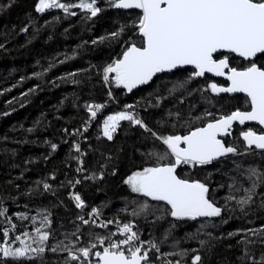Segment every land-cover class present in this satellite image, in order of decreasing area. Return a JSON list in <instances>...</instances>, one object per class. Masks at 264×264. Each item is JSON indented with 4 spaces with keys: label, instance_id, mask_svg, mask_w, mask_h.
<instances>
[{
    "label": "trees",
    "instance_id": "obj_1",
    "mask_svg": "<svg viewBox=\"0 0 264 264\" xmlns=\"http://www.w3.org/2000/svg\"><path fill=\"white\" fill-rule=\"evenodd\" d=\"M79 1L60 0L70 5ZM9 3L10 7L0 11V44H3L0 48V93H3L0 94V210L5 212L0 216V243L8 240L13 247H19L17 236L32 243L31 238L36 236L35 229L42 227L44 215H48L49 223L42 230L50 233L42 257L19 261L8 258L11 264H66V252L47 249L65 240V236L76 239L71 234L77 232V227V247L88 244L90 233L100 236L114 233L111 226L81 223L79 217L92 208L99 209L100 217L105 220L133 223L138 235L146 241H155L161 254L174 264L177 260L181 264H191V256L196 254L193 249L198 250L203 264H243L240 258L244 249L237 243L240 237H228L227 234L264 224V207L261 206L264 175L259 177L254 203L246 207V214L235 201L226 205V198L232 195L239 199L244 195L243 189L257 179L249 178L250 169L264 174V150L246 151V146L239 141L235 146L236 153L206 165L181 166L177 175L205 183L209 188L208 198L224 211L220 217L177 219L168 214L170 206L165 202L132 193L124 183L135 171L171 162V157L158 160L150 155H162L165 146L151 133L128 121H122L113 139L108 140L102 135L101 124L108 114L133 105L132 111L137 118L153 132L161 136L183 135L208 121L243 109L245 97H219L207 89V82L196 78L169 95L168 90L173 84L187 80L191 74L187 68L162 73L148 85L131 92L114 81L105 83L103 67L119 58L129 43L134 42L137 46L143 43L136 26L142 14L140 11L116 9L109 7L108 0H97V6L103 10L89 19L86 17L90 13L76 7L70 9L76 12L72 16L62 9L38 12V0H0V4ZM122 26L124 31L118 39L91 44L93 39L119 31ZM25 27L27 31H21ZM66 56L71 59H65ZM62 60L64 63H60ZM53 61L56 66L44 77L32 75ZM70 72L79 74L63 81L57 79ZM21 77L25 79L21 81ZM72 79L78 82L72 83ZM36 85H40L37 91L21 96ZM109 93L113 102L88 130L87 141H81L83 149L86 148L85 173L96 178L84 179L82 176L76 185L77 193L85 202L80 211L69 196V181L74 182L77 175L72 150L75 135L72 133L87 117L85 106L108 98ZM157 97L162 98L159 104ZM5 112L8 115H2ZM208 112L213 115L207 116ZM169 113H179V119ZM29 128L33 131L28 132ZM51 144L58 146L55 151ZM101 173L103 178H100ZM43 183H48L50 189L45 191ZM145 202L149 207L133 216V210H139ZM233 208L235 211L231 210ZM5 230L9 232L7 238L3 236ZM25 232L29 237L23 235ZM208 233L214 239H209ZM200 240L208 241V245L202 248ZM249 247L259 259L264 245L257 243ZM182 250H188V254L169 255ZM149 262L162 264L153 252L149 253Z\"/></svg>",
    "mask_w": 264,
    "mask_h": 264
},
{
    "label": "snow or ice",
    "instance_id": "obj_2",
    "mask_svg": "<svg viewBox=\"0 0 264 264\" xmlns=\"http://www.w3.org/2000/svg\"><path fill=\"white\" fill-rule=\"evenodd\" d=\"M108 5L116 9H140L142 11L136 26L143 43L141 46H137L134 42L129 43L119 58L113 59L111 63L103 67L102 79L105 83L114 81L117 86L122 85L131 92L138 85L148 84L158 73L172 72L182 66L192 65L194 71L186 81H178L173 84L172 88L168 90L169 95L186 87V84L195 77H203L206 72H210L215 73L216 76L227 75V79L231 82L228 87H220L214 82L209 83L207 89L212 93L239 92L246 93L249 98L250 111L237 109L229 115L220 116L203 127L190 130L187 135H158L148 128L142 119L137 118L132 111L133 105H126L125 111L108 115L102 124V135L108 140L113 139V134L122 121L139 126L151 133L165 146V152L162 155L158 153H150V155L155 156L158 160L171 157V162L145 167L131 173L124 183L129 186L132 193L151 198L152 201L165 202L170 206L168 214L177 219L195 220L197 217H220L224 208L217 206L208 198V186L199 180L181 179L176 174V170L180 165H206L219 157L236 153V147L225 146L222 140L217 138L218 134H228L233 121H239L240 124H244L245 121H258L260 125H264V67L258 66L252 60L258 54L264 55V0H108ZM10 6L11 3L0 4V11ZM73 7L90 13V16L86 17L89 19L96 17L103 10L97 6V0H80L75 5L61 3L60 0H38L36 11L43 13L48 9H62L64 13L75 16L76 12L70 11ZM21 31L26 32L27 27ZM123 31L122 26L119 31L93 39L91 44L97 45L116 40ZM2 47L3 44H0V48ZM221 50L238 54L249 61V66L238 70L229 66L228 56H223L220 59L214 58ZM65 59H71V57L66 56ZM60 63H64V61L62 60ZM55 66L54 61L49 62L47 68L36 71L32 75L42 78ZM78 74V72H70L57 79L63 81L74 78ZM110 74L113 75L110 76ZM24 79L21 77V81ZM77 82L72 79V83ZM52 83L55 84V81ZM15 86L13 85V87ZM39 87L40 85H36L28 92L21 93V96L25 97L29 93H34ZM10 90L5 89L4 91ZM161 99V97H157V104ZM8 103L11 104L12 101H8ZM85 107L90 114L89 120H91L98 116L105 105L89 103ZM2 115H8V113L5 112ZM173 115L179 119V113H169V116ZM206 115L212 116L213 114L208 112ZM196 119L199 120L202 117H196ZM27 131L31 132L33 129L29 128ZM241 135L246 142V151L264 150V132L258 134L249 129ZM57 147L56 144H51L53 151ZM73 147L77 153L83 155L78 143H74ZM76 158L79 159V157ZM79 162L83 163L82 160ZM82 170V168H77L78 172ZM261 175L264 174L259 173L257 169H250L249 178L257 177V179L252 181L250 187L243 189L244 195L239 199L229 195L226 198V205L230 201H235L236 206L245 212L246 207L254 203L253 198L257 194L256 189L259 186L258 180ZM85 178L94 179L96 177L94 175ZM100 178H103V173ZM79 183L80 180L69 181L73 187ZM50 187L48 183H43L45 191ZM70 195L77 208L85 206L84 200L78 193ZM261 206L264 207V200H262ZM148 207L149 204L145 202L139 210H133L132 215L137 216ZM231 210L235 211L234 208ZM4 214V210H0V216ZM100 214L99 209L93 208L89 213V217L92 218L91 222L95 223L94 217H98ZM79 219L83 225L90 223L89 219L83 217H79ZM114 222L119 223L109 220L100 224L99 227L106 228ZM48 223V215H44L42 227L35 229L36 236L31 238L32 243H26L20 236L15 237L20 241L19 247H13L8 240L0 243V264H11L8 258H11L12 261H19L21 258L34 260L42 257L50 236L49 231H43L42 228L46 227ZM133 228L134 225L131 222L124 223L122 227H119L118 231L123 233L124 237L118 240L112 239L116 235L115 233L108 236L90 233L88 244L77 247L79 241V236H77L79 227H77V232L71 234L76 239L65 236V240L59 241L47 250L66 252V264H71L72 261H80V264H93L91 257L96 258L95 264H150L149 251L152 249L159 251V245L155 241H142ZM23 235L29 237L27 232ZM207 235L209 239H214L211 233ZM3 236L5 238L9 236L8 230L3 232ZM227 236L240 237L237 243L244 249V255L240 258L243 264H264V251L261 252L259 259H256L249 247L257 243L264 245V224L259 227L229 232ZM199 243L202 248L208 245L206 240H200ZM33 244H36V247H33ZM145 244L148 245L147 248L144 247ZM99 246H103L102 249H99ZM192 251L196 254L191 256V264H203L198 250L193 249ZM187 254L188 250H182L180 253H170L169 255L185 256ZM168 264H172V262L169 261ZM176 264H181V262L177 260Z\"/></svg>",
    "mask_w": 264,
    "mask_h": 264
},
{
    "label": "built area",
    "instance_id": "obj_3",
    "mask_svg": "<svg viewBox=\"0 0 264 264\" xmlns=\"http://www.w3.org/2000/svg\"><path fill=\"white\" fill-rule=\"evenodd\" d=\"M110 102H113V97H112V96H108V98H106V99H104V100H102V101H100V102H90L91 104H103V105H105V107H104L103 109L100 110V112L98 113V116H97L96 118L91 119V120H89L90 114L87 112V117H86L85 121L83 122V124L80 126L79 129H76V130L72 133L73 135H75V138L72 139V150H73L74 155H75V156H74L75 168H76L75 172H76V174H77V175H75V177H74V181H75V180H80V178H81L82 176L84 177V179H86L85 177H89V176L85 173V170H84V168H83V163L81 164V163L79 162L80 160L83 161L84 156H85V152H86V150H85L86 148L84 147V149H83L82 144H81V141H83V142H86V141H87V139H86V137H85L86 133L88 132V130H90L91 126L95 124V122L97 121L99 115L103 113V111L107 108V106L109 105ZM125 110H126V109H125ZM85 126L87 127V130H86V131H85ZM77 130H79V132H77ZM74 143H78V144L80 145V152L83 153V155H80V153H77V152L74 150V147H73ZM88 148H89V146H88ZM76 157H79V159H77ZM77 168H82L83 170L78 172V171H77ZM76 185H77V184H76ZM76 185H75V187H73V186L71 185L70 193H69V196H70V198H71V200H72L74 206H75V201L72 199V196H71L70 194H72V193H77V191H76ZM75 208H76L77 210H80V211H81V209H82V208H77L76 206H75ZM92 209H93V208H92ZM92 209L88 210L87 212H84V214H82L81 217H83L84 219H89V220H90V224H94V225H96V226H99L100 224L109 221V220H105V219L101 218L100 216H98V217H94V219H95V223H92V222H91V219H92V218L89 217V213L91 212ZM115 221H118L119 223L114 222V223L108 225V226H111V227L114 228V233L116 234L115 237L112 238V239H113V240L122 239V238L124 237V234H123V233H120V232L118 231V229H119V227H122V225H123L124 223H121L119 220H115ZM133 230H134V229H133ZM134 231H135V230H134ZM140 239H141L142 241L147 242L144 238H141V237H140ZM102 247H103V246H99V249H102ZM144 247L147 248L148 245L145 244ZM150 252H153V253L155 254L156 259L162 261V264H168V262L171 261L169 258H167V257H165L164 255H162L160 251H156L155 249H152V250L149 251V253H150ZM90 259L93 261V264H95V260H96V258H95V257H91ZM171 262H172V261H171ZM75 264H80V261H75ZM172 264H174V263L172 262Z\"/></svg>",
    "mask_w": 264,
    "mask_h": 264
},
{
    "label": "flooded vegetation",
    "instance_id": "obj_4",
    "mask_svg": "<svg viewBox=\"0 0 264 264\" xmlns=\"http://www.w3.org/2000/svg\"><path fill=\"white\" fill-rule=\"evenodd\" d=\"M223 56H228L230 67H235L238 70H242V69L249 66L248 60H245L244 58L238 57L234 53L220 52V53L216 54L214 56V58L220 59ZM252 60L258 66L264 67V55L258 54V56L255 58H252ZM184 68L189 69L190 73H192L194 71V67H184ZM184 68H182V69H184ZM225 71L227 72V69ZM197 79H202L205 82H207L208 84L213 83V82L216 83L217 85H221V86H226L228 84V81L225 79V77H214V76L207 74V73H205V75L203 77L197 78ZM237 95H241V96L245 97V102H246V104L244 105V108L239 109V110H241V111L250 110L251 107H250L249 98L243 94H237ZM237 95H233V96H237ZM217 96H219V97L224 96L225 97V96H229V95L223 94V95H217ZM233 96H229V97H233ZM249 129L257 132L258 134L261 132H264L263 127L259 124H255V123L234 124L231 127V133L229 135H227L226 137L222 138V141L225 144V146L235 147L239 141H241L245 145L241 134L245 131H248ZM182 166H184V165H182Z\"/></svg>",
    "mask_w": 264,
    "mask_h": 264
},
{
    "label": "water",
    "instance_id": "obj_5",
    "mask_svg": "<svg viewBox=\"0 0 264 264\" xmlns=\"http://www.w3.org/2000/svg\"><path fill=\"white\" fill-rule=\"evenodd\" d=\"M121 10H125V11H128V10H137V11H140L141 13H142V11L140 10V9H121ZM138 34H139V32H138ZM140 35V34H139ZM141 36V35H140ZM220 52H228L227 50H221ZM235 55H237L238 57H240L238 54H236V53H234ZM121 56V55H120ZM242 58V57H241ZM184 67H193L192 65H185V66H182V67H180V68H178V69H182V68H184ZM178 69H176V70H178ZM173 71H175V70H173ZM167 73V72H166ZM207 74H210V75H212V76H214V77H225V79L228 81V84L226 85V86H221V85H218V86H220V87H228L229 85H230V81L227 79V75H225V76H216L215 75V73H210V72H206ZM160 74H162V73H158L156 76H158V75H160ZM155 76V77H156ZM154 77V78H155ZM153 78V79H154ZM196 79L197 78H201V77H195ZM151 82V81H150ZM149 82V83H150ZM148 83V84H149ZM148 84H146V85H148ZM146 85H138L136 88H134L132 91H134V90H136V89H138V88H140V87H143V86H146ZM122 86V85H121ZM123 87V86H122ZM126 89V88H125ZM127 90V89H126ZM128 91V90H127ZM215 95H223V94H227V95H229V96H233V95H237V94H243V95H245V96H247L246 95V93H239V92H237V93H214ZM251 110V109H250ZM250 110H248V111H250ZM241 111V110H240ZM230 114V113H229ZM229 114H227V115H229ZM212 121H214V120H211V121H208V122H206L204 125H202V126H198V127H203V126H205L207 123H209V122H212ZM244 123H255V124H259V122L258 121H245ZM234 124H240L239 123V121H233V123H232V126L234 125ZM260 125V124H259ZM231 126V127H232ZM262 127H263V129H264V125H261ZM194 129V128H193ZM192 129V130H193ZM231 133V128L229 129V131H228V134H224V133H221V134H218V139H221L222 140V138H224V137H226L227 135H229ZM188 133H186V134H183V135H187ZM242 136V135H241ZM242 139H243V136H242ZM243 141H244V139H243ZM223 142V141H222ZM244 143H245V146H246V142L244 141ZM182 147L184 146V145H181ZM223 157V156H222ZM221 157H219V158H217V159H215V160H213L212 162H214V161H216V160H218V159H220ZM211 163V162H210ZM182 165H180L178 168H177V170L181 167ZM177 170H176V174H177ZM181 178V177H180ZM181 179H183V178H181ZM189 181H193V180H189Z\"/></svg>",
    "mask_w": 264,
    "mask_h": 264
},
{
    "label": "rangeland",
    "instance_id": "obj_6",
    "mask_svg": "<svg viewBox=\"0 0 264 264\" xmlns=\"http://www.w3.org/2000/svg\"><path fill=\"white\" fill-rule=\"evenodd\" d=\"M79 2H80V1H79ZM79 2H78V3H79ZM78 3H77V4H78ZM122 111H123V110H122ZM124 111H125V110H124ZM119 112H120V111H119ZM111 114H114V113H111ZM108 115H110V114H108ZM108 115H107V116H108ZM107 116H105V117H107ZM103 120H104V119H103ZM102 124H103V121H102ZM102 124H101V129H102Z\"/></svg>",
    "mask_w": 264,
    "mask_h": 264
}]
</instances>
